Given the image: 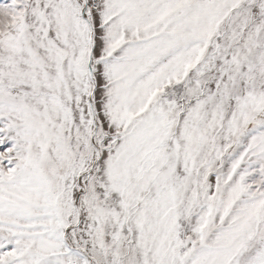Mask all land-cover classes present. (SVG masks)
<instances>
[{
  "label": "rangeland",
  "instance_id": "374dc122",
  "mask_svg": "<svg viewBox=\"0 0 264 264\" xmlns=\"http://www.w3.org/2000/svg\"><path fill=\"white\" fill-rule=\"evenodd\" d=\"M0 264H264V0H0Z\"/></svg>",
  "mask_w": 264,
  "mask_h": 264
}]
</instances>
